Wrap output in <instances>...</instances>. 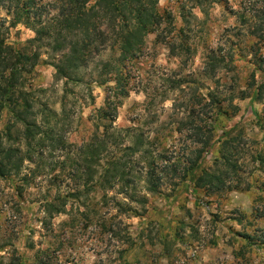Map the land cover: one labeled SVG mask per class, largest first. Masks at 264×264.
Wrapping results in <instances>:
<instances>
[{"label": "trees", "instance_id": "obj_1", "mask_svg": "<svg viewBox=\"0 0 264 264\" xmlns=\"http://www.w3.org/2000/svg\"><path fill=\"white\" fill-rule=\"evenodd\" d=\"M234 2L235 7L230 0L180 2L184 22L194 16V8L207 16L213 4H222L234 17L232 29L236 31L226 35L224 42L204 56L202 74L213 81L215 89H208L206 95L201 96L193 87L195 81L180 76L167 79V89L160 103L172 100L174 114L181 116L177 131L188 127L186 135L191 140L178 155V147L173 142L163 144L168 140L166 137H149L139 125L120 128L115 124L119 107L133 90L134 73L144 54L147 35L154 34L155 43L164 44L170 55L181 60H184L183 54L191 52L187 41L177 38L183 30L180 28L175 33L174 15L170 10L161 9L157 0H0V11L4 10L10 16L12 26L21 24L34 33L24 47H14L3 36L6 19L0 18V117L6 112L9 118L0 129V178L9 180L14 189L11 196H0V206L8 204L14 219L20 216L22 203L18 197L22 195L23 185L29 184L27 175L23 174L25 162L34 164L31 174L35 178L40 173L37 159L44 154L45 139L52 144L64 143L55 139L52 129L45 125L53 110L46 104L39 111L35 109L31 91L24 88L30 74L27 61L38 58L47 49L55 58L51 61L55 82L101 86L105 97L103 105L92 110L93 130L78 146L71 162L72 178L78 183L39 200L40 222L45 229H51L49 226L55 216L66 214L68 219L59 224L61 231L66 233V228L92 226L101 240L105 236L115 247L108 253L110 258L114 254L112 262L118 261L114 264H133L126 254L137 243L123 216H138L139 209L133 203L143 208L147 194L159 193L162 185L169 184L172 190L185 185L197 198L199 194L210 196L216 191L241 188L242 185L248 188L252 182L256 190L263 191L264 181L260 178L264 175V115L250 106L261 138L253 140L257 147L247 161L243 157L240 159L243 130L239 128L232 134L234 125L229 131L218 134L216 127L218 119L231 118L238 112V106L233 104L234 90L221 92L218 89V69L229 68L235 56L243 57L242 52L246 49L257 58L253 64L256 69L264 72L261 50L264 46V0ZM231 36L237 37L238 43H234ZM249 39H254V43L248 47L246 41ZM105 52L109 55L103 58ZM250 78L245 89L238 91L239 98L248 97L250 103L264 102V75L257 81L251 72ZM188 90L189 95L186 94ZM170 91H176L172 98H168ZM67 92L70 90L64 89L62 111L65 110ZM145 105L149 109L155 104L150 98ZM39 112L42 113L40 122L37 121ZM19 123L23 126L20 138L17 137L20 141L32 145L35 136H41L37 139L36 150L25 151L13 145V130ZM210 151L213 152L212 166H205L203 155ZM247 167H250L249 171H246ZM55 169L54 165L50 170ZM96 195L98 199H95ZM244 217L242 214L237 221L241 223ZM256 217L261 218V215L256 214ZM21 234V231H0V264L20 263L16 243ZM244 238L251 245L264 244L263 234L245 233ZM162 239L164 250L168 251L169 240L165 235ZM28 247H33V243ZM169 254L167 252L166 256ZM49 258L47 249L36 250L38 264H49Z\"/></svg>", "mask_w": 264, "mask_h": 264}, {"label": "rangeland", "instance_id": "obj_2", "mask_svg": "<svg viewBox=\"0 0 264 264\" xmlns=\"http://www.w3.org/2000/svg\"><path fill=\"white\" fill-rule=\"evenodd\" d=\"M183 0H157L161 9H167L174 15L175 33L182 28L181 36L186 40L191 52L182 55V59L170 55V50L164 45L154 42V34L145 37V50L140 57L138 70L134 73V87L129 96L123 100L118 109L115 121L117 127L139 125L141 129L152 137L168 140L163 144L173 142L178 147V155L184 152L191 143L186 133L188 127L178 132L181 116H176L171 108L172 100L167 99L160 103L163 92L167 89V79L184 77L188 81H195L196 93L204 96L208 89H215L212 80L202 74L204 56L211 49H216L224 42L226 35H233L235 24L222 4H213L204 15L198 8L192 9L194 16H189V22H184L180 10ZM234 0L230 4L235 7ZM0 18H5L2 29L3 36L8 44L17 48L26 45V40L34 33L21 24L12 26L10 16L0 11ZM232 37V36H231ZM238 43L237 37H232ZM229 41V40H227ZM247 46L254 43V39L246 41ZM244 47L243 43H239ZM264 54V46L262 47ZM249 51V50H248ZM243 57L235 56L229 68L218 69L219 91L234 90L233 104L238 106V112L231 118L221 117L216 123L217 133L223 130L232 132L241 128L243 133L240 140V159L247 161L259 141L261 132L256 125V118L250 111L252 106L260 115H264V102H252L249 98L240 99L238 91L245 89L247 80L251 79V72L257 81L264 72L254 66L256 57L245 49ZM109 52L103 54L108 57ZM55 59L47 49L38 58L32 57L27 61L30 74L27 75L24 88L31 91L35 100L34 107L38 111L46 104L53 110L50 112L48 129H52L55 139L63 140V144H52L49 139L44 142V154L38 157L40 165L39 176L32 178L31 170L34 164L25 162L23 174H26L29 184L22 187V195L18 197L22 203L20 216L14 219L13 210L8 204L0 206V231H21V239L16 243L20 256L19 264H38L35 261L37 249H47L49 264H114L108 253L115 247L107 241L105 236L101 240L94 227L67 229L61 231L59 224L68 219V215L61 214L53 218L52 223L45 229L40 222L42 213L39 200L57 191H66L78 183L72 178L75 151L93 130V121L90 119L92 110L104 103V88L91 84H63V81L53 80L54 68L51 61ZM87 78V74H86ZM64 89L70 90L65 98V110L62 111L61 100ZM190 90L186 91L189 95ZM176 91L169 92L168 98L174 97ZM147 97V98H146ZM149 97V98H148ZM153 99L154 107L146 108V102ZM156 110V114L153 111ZM42 113L39 112L37 121L40 122ZM9 119L6 112L0 117V129ZM199 124L200 121L197 119ZM23 126L17 124L12 136L13 145L21 150L37 149V139L32 145L17 139L21 136ZM20 138V137H19ZM20 141V142H19ZM188 142V144H187ZM53 145V146H52ZM214 151V149L212 150ZM203 155L205 166H212L213 152ZM241 161V160H240ZM56 169L51 171L53 166ZM247 167L246 171H249ZM251 181V180H250ZM260 181H264V175ZM263 191L256 190L253 182L247 188L216 191L210 196L189 192L185 185L174 190L169 184H164L159 193H148L147 202L143 208L134 204L139 210L138 216H123L124 222L130 225V231L136 239V246L129 253L127 259L133 264H264V244H248L244 234L264 235V184ZM14 193L13 185L9 180L0 178V196ZM91 195V194H90ZM260 197V198H259ZM119 198V197H118ZM95 199H98L96 195ZM258 212L255 213V209ZM245 217L241 223L237 221L241 215ZM260 214L261 218L256 217ZM30 229H33L30 231ZM57 235V236H55ZM169 240V250H164L163 236ZM33 243V247H28ZM169 252V256L167 255ZM110 259V260H109Z\"/></svg>", "mask_w": 264, "mask_h": 264}]
</instances>
